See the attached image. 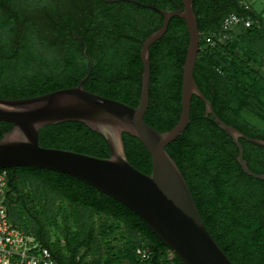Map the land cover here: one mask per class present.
Here are the masks:
<instances>
[{"label": "trees", "instance_id": "obj_1", "mask_svg": "<svg viewBox=\"0 0 264 264\" xmlns=\"http://www.w3.org/2000/svg\"><path fill=\"white\" fill-rule=\"evenodd\" d=\"M2 1L0 98H29L76 86L88 72L81 56L82 47L73 40V35L79 34L77 20H72V33L67 35L68 42L75 46L65 44L63 55L57 59L50 52L54 48L50 41L53 34L50 7L39 9L41 30L34 42L30 31H25L24 12L14 0H8V6ZM150 3L167 10L182 7L181 0H150ZM193 11L200 34L193 70L196 86L222 121L248 137L264 140V126L260 130L243 114L247 106L244 100L252 97L260 103L264 101L260 71L249 66L253 62L264 68V56L243 48V42L234 37L226 45L220 42L215 46L204 45V35L220 32L221 23L228 14L246 15L259 21V27H242L250 39L262 29L261 17L251 9H245L242 0H194ZM148 12L152 17L149 35L160 28L163 18L154 10ZM23 32L17 46V39ZM229 36L232 37L231 33ZM187 43L184 21L172 17L163 37L149 47V103L143 120L158 132L170 130L179 118L181 72ZM113 49L106 47L98 56L91 53L95 63L83 88L136 107L143 71L138 51L136 56L130 57L136 61V66L124 72L117 68L118 57ZM204 116L203 102L192 96L190 122L183 133L165 147V151L183 175L206 229L228 259L233 264H264V181L243 173L236 162L237 147ZM12 127V124L0 122V138ZM122 139L128 163L149 175L151 157L147 150L129 134L123 133ZM239 142L249 170L264 174V148L243 139ZM38 143L44 148L101 159L110 157L105 139L79 122H62L41 128ZM0 171L7 175L6 205L13 226L24 232L19 229L20 220L14 210L17 206L30 228L24 234L48 248L60 264H116L121 260L128 264H183L138 216L88 184L65 174L37 168L16 167ZM26 183L31 186L29 191L25 190ZM43 197L46 202L40 204ZM58 199L72 208L78 230L74 238L70 237L66 216H62L63 247L58 241H51L45 229V224L53 218V205ZM36 204L42 210L41 215L35 210ZM94 216L104 218L98 228V237L106 242L111 237L116 239L114 235H117L116 240L121 245L114 254L107 248L104 259L100 258V244L91 223ZM91 249L96 259L86 263L85 258ZM138 249L145 251L147 257L144 260L137 255Z\"/></svg>", "mask_w": 264, "mask_h": 264}, {"label": "water", "instance_id": "obj_2", "mask_svg": "<svg viewBox=\"0 0 264 264\" xmlns=\"http://www.w3.org/2000/svg\"><path fill=\"white\" fill-rule=\"evenodd\" d=\"M175 10L149 8L161 14L162 25L142 43L143 67L139 102L136 107L84 90L88 73L71 88L29 98H0V122L12 129L0 138V170L30 167L76 178L119 202L138 216L183 264H233L206 229L188 185L165 151L190 122L192 96L205 106V116L222 130L238 149L236 162L247 176L264 181V174L249 170L243 160L239 139L264 148V140L248 137L222 121L211 103L196 86L193 70L199 51L200 34L193 11L194 0H181ZM172 17L185 23L188 43L181 72V109L176 124L158 132L143 117L149 103V47L166 33ZM62 122H79L101 135L110 157L101 159L72 151L44 148L38 143L41 128ZM138 139L151 157V173L145 175L127 161L122 134Z\"/></svg>", "mask_w": 264, "mask_h": 264}, {"label": "flooded vegetation", "instance_id": "obj_3", "mask_svg": "<svg viewBox=\"0 0 264 264\" xmlns=\"http://www.w3.org/2000/svg\"><path fill=\"white\" fill-rule=\"evenodd\" d=\"M14 2L24 12L25 31H30L34 42L41 30L39 9L50 7L53 32L50 41L54 46L50 52L53 57L59 59L63 55L62 49L69 43L67 35L72 33L71 23L75 19L79 34H74L73 40L82 47L81 56L87 70L90 63L91 69L95 63L92 56H98L108 47L114 48L115 57H118L117 68L124 72L131 71L136 66V61L130 57L136 56L137 51L141 63L142 43L152 28V17L148 11L153 9L148 6L156 7L150 0H14ZM2 3L4 6L10 5L8 0H3ZM23 36L24 32L19 35L17 46ZM69 45L75 46L72 43ZM123 78L126 79L127 75H123ZM205 118L212 120L211 115Z\"/></svg>", "mask_w": 264, "mask_h": 264}, {"label": "rangeland", "instance_id": "obj_4", "mask_svg": "<svg viewBox=\"0 0 264 264\" xmlns=\"http://www.w3.org/2000/svg\"><path fill=\"white\" fill-rule=\"evenodd\" d=\"M250 5L252 6V11H254L257 15H263L264 16V3L260 2V0H250L249 1ZM244 32L243 28L238 26L235 27L231 31L232 37H227V38H221L220 43L226 45L228 43V40L232 39L233 37L236 39H239L243 42V48H246L250 50L252 53L256 54L257 56H264V28L261 30L259 29L257 33L254 35L252 39L247 38V34ZM218 38V37H217ZM240 44V43H239ZM242 47V45H240ZM250 68L257 70L259 69L260 71V77L263 80L264 84V68H259L257 64L255 63H250ZM261 82V83H262ZM250 99L244 100V105L247 104L246 108L243 110V114L246 117L247 121H251L252 123H255V127L259 128L260 130L263 129L264 126V120L262 119L264 117V101L263 103H260V101H257L256 99L249 97ZM27 191L31 189V186L26 183L25 184ZM35 187V186H34ZM40 204H44L46 202V199L43 197L40 199ZM32 205L34 203L31 201ZM54 208H53V218L50 219V222H47L46 225V230L50 236L51 241H58L59 244L63 247L64 246V241H63V236H62V216L65 215L67 219V226L69 228V233L70 237H75L78 233V230L75 226V218L74 212L72 208L63 200H55L54 202ZM35 210L39 215H41V208H39L36 204ZM15 212L17 213L18 220H20L19 223V229L23 230L24 232H29L30 228H28L27 225V219L21 212V210L16 206L15 207ZM103 217L101 216H94L91 223L94 224V229H95V235H96V241L99 242L100 244V258L104 259L105 258V252L107 248H110L111 253H116V251L120 248V242L117 241L118 239L117 235H114L116 239L113 240L111 239L107 240L104 242L100 236L98 237V228H100V223L103 221ZM16 226V225H15ZM73 237V238H74ZM108 241V243H107ZM96 259V254L93 249H91L86 258L85 262H91ZM116 264H128L126 261L121 260L117 262Z\"/></svg>", "mask_w": 264, "mask_h": 264}, {"label": "built area", "instance_id": "obj_5", "mask_svg": "<svg viewBox=\"0 0 264 264\" xmlns=\"http://www.w3.org/2000/svg\"><path fill=\"white\" fill-rule=\"evenodd\" d=\"M238 26L259 27V21L246 15L228 14L221 23L220 32L204 35V45L215 46L221 38L229 37L231 31ZM6 181V173L0 171V264H60L48 248L13 226L6 205ZM136 253L142 260L147 257L144 250L138 249Z\"/></svg>", "mask_w": 264, "mask_h": 264}, {"label": "crops", "instance_id": "obj_6", "mask_svg": "<svg viewBox=\"0 0 264 264\" xmlns=\"http://www.w3.org/2000/svg\"><path fill=\"white\" fill-rule=\"evenodd\" d=\"M249 1L250 0H242V5L252 10V6L250 5ZM260 2L264 3V0H260ZM259 16L261 17L262 20V28H264V16L263 15H259Z\"/></svg>", "mask_w": 264, "mask_h": 264}]
</instances>
